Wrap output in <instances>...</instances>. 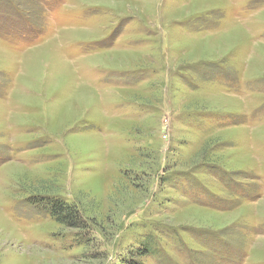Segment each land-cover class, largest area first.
<instances>
[{
    "label": "rangeland",
    "instance_id": "1",
    "mask_svg": "<svg viewBox=\"0 0 264 264\" xmlns=\"http://www.w3.org/2000/svg\"><path fill=\"white\" fill-rule=\"evenodd\" d=\"M0 264H264V0H0Z\"/></svg>",
    "mask_w": 264,
    "mask_h": 264
},
{
    "label": "trees",
    "instance_id": "2",
    "mask_svg": "<svg viewBox=\"0 0 264 264\" xmlns=\"http://www.w3.org/2000/svg\"><path fill=\"white\" fill-rule=\"evenodd\" d=\"M47 206L49 207L48 211L50 216L55 221L71 227H80L79 223H81V226L83 225V222L78 216V208L75 204L70 205L58 199H50L47 202Z\"/></svg>",
    "mask_w": 264,
    "mask_h": 264
}]
</instances>
